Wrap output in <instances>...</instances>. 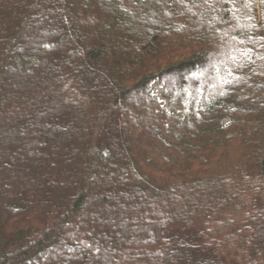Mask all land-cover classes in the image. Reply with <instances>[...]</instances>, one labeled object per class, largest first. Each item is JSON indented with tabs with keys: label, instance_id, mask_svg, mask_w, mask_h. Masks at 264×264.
Instances as JSON below:
<instances>
[{
	"label": "trees",
	"instance_id": "trees-1",
	"mask_svg": "<svg viewBox=\"0 0 264 264\" xmlns=\"http://www.w3.org/2000/svg\"><path fill=\"white\" fill-rule=\"evenodd\" d=\"M0 264H264V2L0 0Z\"/></svg>",
	"mask_w": 264,
	"mask_h": 264
},
{
	"label": "rangeland",
	"instance_id": "rangeland-1",
	"mask_svg": "<svg viewBox=\"0 0 264 264\" xmlns=\"http://www.w3.org/2000/svg\"><path fill=\"white\" fill-rule=\"evenodd\" d=\"M163 85L161 83H159L158 81L154 82L152 84V88L154 93H156L157 95H159L160 97L162 96V90H163ZM10 129V128H9ZM7 129V130H9Z\"/></svg>",
	"mask_w": 264,
	"mask_h": 264
},
{
	"label": "snow or ice",
	"instance_id": "snow-or-ice-1",
	"mask_svg": "<svg viewBox=\"0 0 264 264\" xmlns=\"http://www.w3.org/2000/svg\"><path fill=\"white\" fill-rule=\"evenodd\" d=\"M262 2H264V0H262Z\"/></svg>",
	"mask_w": 264,
	"mask_h": 264
}]
</instances>
